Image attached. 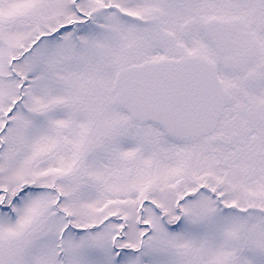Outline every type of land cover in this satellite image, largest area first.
<instances>
[{"label":"snow or ice","instance_id":"6c2138e0","mask_svg":"<svg viewBox=\"0 0 264 264\" xmlns=\"http://www.w3.org/2000/svg\"><path fill=\"white\" fill-rule=\"evenodd\" d=\"M0 264H264V0H0Z\"/></svg>","mask_w":264,"mask_h":264}]
</instances>
